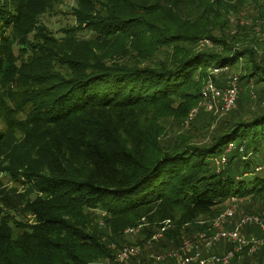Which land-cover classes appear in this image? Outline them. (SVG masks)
Segmentation results:
<instances>
[{
	"label": "trees",
	"instance_id": "1",
	"mask_svg": "<svg viewBox=\"0 0 264 264\" xmlns=\"http://www.w3.org/2000/svg\"><path fill=\"white\" fill-rule=\"evenodd\" d=\"M58 2L0 0V169L37 194L24 201L35 223L20 233L0 197V264L113 261L119 252L111 244L122 237L90 232L88 210L105 212L120 228L144 219L140 245L173 221L176 229L162 231L164 248L226 200L264 195V96L244 116L248 104H237L239 91L229 124L208 145L164 147L159 138L161 120L188 117L200 101L195 74L244 60L246 77L264 81V59L253 44L262 46L248 29L238 27L251 38L236 51L187 49L201 35L218 40L210 16L218 6L192 20V11L176 10L185 0H76V27L56 38L37 25ZM85 28L88 37L79 33ZM170 47L175 54L167 61L137 65ZM247 90L251 100L259 89ZM257 253L256 264H264V245Z\"/></svg>",
	"mask_w": 264,
	"mask_h": 264
},
{
	"label": "rangeland",
	"instance_id": "2",
	"mask_svg": "<svg viewBox=\"0 0 264 264\" xmlns=\"http://www.w3.org/2000/svg\"><path fill=\"white\" fill-rule=\"evenodd\" d=\"M197 1H200L199 5ZM75 5L76 0H59L58 5L55 4L54 8L40 16V25L38 24L37 26H41L56 38L60 37L64 32H66V29L76 27L77 21L72 15ZM185 5L186 7L184 8V5L179 6L178 4L179 7L176 8V10H178L181 14L183 10L184 13L187 10L192 11V20H194L198 12L202 11L203 9L209 10L211 12L212 8L218 6L222 10L218 11L217 9H214L210 14L212 19L215 17L217 20L216 29L214 28V35L218 38V40L216 38V40H214L213 36L212 38H208L201 35L198 36V38L193 43L184 44L187 49L192 47L196 50L214 52H221L222 50L228 48L232 49L233 51L242 49V39L246 37L251 38L246 34L242 35V33H240L242 30H240L238 27H245L248 29V32L251 33L250 35L261 43L260 45L262 48L257 44L258 42H255V44L250 42V40H246L245 42H247V44H253L256 51H258L257 53L264 59V0H185ZM191 5H193V7L190 9ZM175 7L176 6H173V9ZM193 12L195 14H193ZM87 30V28L79 30V33L84 37H88V35L91 33L89 30ZM256 47H258V49ZM171 54L174 55L175 51L170 47L157 52L151 58L140 60V63L137 65L140 67H145L147 65L157 66L160 61H167ZM112 61L114 63L115 60ZM246 65H248L247 62L244 60H239L233 64L232 67L227 65L223 67L210 66L206 70L202 71L201 76H199L197 73L195 74L194 78L195 81L199 83V87L202 89L209 76L214 82L220 85L219 87L222 88L227 87L230 84L231 79L237 77L238 89L240 91H238L239 100L237 104L239 106H245L248 104L246 107L249 110L244 108L243 111L244 116H247L245 115L247 114V111H250V114H252V112H255L256 108L259 107L257 106L258 100L264 96V81L261 83L255 82L258 77L254 75L253 77L251 76V78L248 76L246 77ZM214 69H218V71L215 72ZM244 75L245 77H242ZM262 76L264 77V75ZM241 78L248 79V82H246V80H242ZM255 84L257 85L255 88L259 90L256 92L254 98L251 95L252 98L250 100V93L247 89L255 91V88H253ZM179 101L180 99L176 100V104ZM235 106L227 114L209 111L205 108V106H199L193 120L189 119L188 117H168L161 120L159 125L161 128L159 137L160 144L164 147L171 143H181L183 145L193 146L208 145L212 139L217 136L226 125L229 124V122H227L228 116L231 115L230 113L234 110ZM3 128V124L0 121V129ZM4 157L5 155H0V160ZM223 161L224 156L221 159L216 160L218 164H220V162L222 163ZM1 171L2 170L0 169V197L6 198L10 203V207H5L1 204V208L4 210L5 216H10V223L14 233H20L26 226L33 225V223H35L34 215L27 208L24 201L28 198L34 199L37 194L28 193L22 183L23 181L20 178L14 179L5 176ZM221 207L222 208H216L208 217L201 218L199 223L184 226L181 229L182 234H179V244H167V246L164 248H162L161 245L164 240L165 232H161L160 229L158 231L156 230V232H153L149 240H146L143 245L141 244L142 246L138 243L141 233L140 229L145 227L144 224L139 223L143 222L144 219H140L138 225L135 227L134 233H130L128 231L129 227L132 225L125 227L121 226L120 228L118 227L120 224L119 221L117 222L113 217L99 210L85 211V213H88V216L85 218L84 223H86L90 232L95 233L93 230L95 229L97 232L103 233L100 234L101 237L102 235H105V232H107L108 235L112 233L115 235V237L118 236V233H120L122 238L118 241L119 243H117V246L114 247L115 244H111V248H115L114 253L119 252L122 248L127 246H133L138 249L136 255L132 257L131 260L129 259L123 264H148L146 262L147 260L142 261L143 257L140 256L142 252L146 254L147 259L151 258L153 260L152 264H164L165 262H168L167 260L172 259L167 257L168 253L179 250L185 242L198 245L203 256H208L210 254L222 255L227 251L232 250L235 247L234 243L228 240L214 241L209 246H207L206 243L215 233L219 231H228L235 228L242 216L264 212V195H260L256 198H233L231 201L228 199ZM227 209H233V214L231 216L223 217L222 215ZM203 221L210 225L204 230H200L202 226L200 223ZM111 224H116L114 231H111L110 229ZM175 227V222L172 221L165 226V229H176ZM117 229L119 230L116 231ZM202 234L206 235L205 240L200 237ZM240 234L246 239H250L251 237H260L263 235V232L257 225H247L241 229ZM230 243L232 244V247L230 246ZM159 255L166 256L167 258L158 261L155 257ZM237 257L242 264H256L259 261V253H257V255H253V253L249 254L246 251H240L237 253ZM109 261L111 260L102 259L99 262H96V264H105Z\"/></svg>",
	"mask_w": 264,
	"mask_h": 264
},
{
	"label": "built area",
	"instance_id": "3",
	"mask_svg": "<svg viewBox=\"0 0 264 264\" xmlns=\"http://www.w3.org/2000/svg\"><path fill=\"white\" fill-rule=\"evenodd\" d=\"M214 71L217 72L218 69H214ZM238 91L237 77L232 78L230 84L222 88L217 86L209 76L202 88L200 101L197 106L190 111L188 118L191 120L193 119L199 106H205L207 110L216 111L220 114L226 113L234 106ZM232 214L233 209H227L222 216L226 217ZM169 222V220L163 222V226L160 228L161 232L164 231L165 226ZM247 225H257L263 232V235L260 237H251L250 239L241 236V229ZM134 230L135 229H128L129 232H134ZM200 237L205 240L206 235L202 234ZM219 240L231 241L234 243L235 247L222 255L210 254L208 256H203L198 245L185 242L179 250L168 253L167 257L175 259L176 264H191V262L194 261L198 264H242L237 257V253L246 251L252 254L264 245V212L242 216L235 228L215 233L211 239L207 241L206 245L209 246L212 242ZM137 252L138 249L133 246L124 247L119 251L117 257L113 261H109L105 264H123ZM167 257L159 255L155 258L161 261Z\"/></svg>",
	"mask_w": 264,
	"mask_h": 264
}]
</instances>
